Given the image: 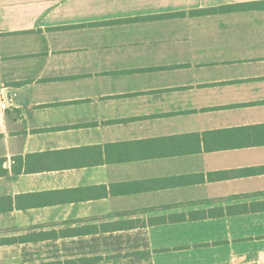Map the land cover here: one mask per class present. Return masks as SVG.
<instances>
[{
  "label": "crops",
  "instance_id": "1",
  "mask_svg": "<svg viewBox=\"0 0 264 264\" xmlns=\"http://www.w3.org/2000/svg\"><path fill=\"white\" fill-rule=\"evenodd\" d=\"M264 0H0V264H264Z\"/></svg>",
  "mask_w": 264,
  "mask_h": 264
},
{
  "label": "rangeland",
  "instance_id": "2",
  "mask_svg": "<svg viewBox=\"0 0 264 264\" xmlns=\"http://www.w3.org/2000/svg\"><path fill=\"white\" fill-rule=\"evenodd\" d=\"M104 264H128V263H126V262H121V261H113V262L104 263Z\"/></svg>",
  "mask_w": 264,
  "mask_h": 264
},
{
  "label": "trees",
  "instance_id": "3",
  "mask_svg": "<svg viewBox=\"0 0 264 264\" xmlns=\"http://www.w3.org/2000/svg\"><path fill=\"white\" fill-rule=\"evenodd\" d=\"M255 7L264 9V3H260V4L256 5Z\"/></svg>",
  "mask_w": 264,
  "mask_h": 264
}]
</instances>
